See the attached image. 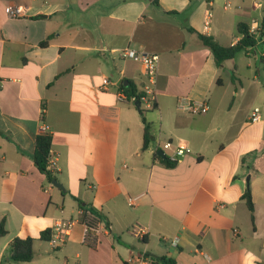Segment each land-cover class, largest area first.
Here are the masks:
<instances>
[{
	"label": "crops",
	"instance_id": "0c3cea01",
	"mask_svg": "<svg viewBox=\"0 0 264 264\" xmlns=\"http://www.w3.org/2000/svg\"><path fill=\"white\" fill-rule=\"evenodd\" d=\"M248 1L0 0V264H127L143 250L174 264H264V45L218 67L198 38L237 45L238 25L264 18ZM14 4L28 15L9 19ZM125 47L159 56L145 151L141 109L117 99L126 81L137 93L146 82L138 63L120 57ZM181 97L208 112H180ZM255 108L261 120L252 123ZM43 125L64 191L32 159ZM158 139L190 152L167 168L153 153ZM91 210L103 229L95 248L82 243ZM57 219L74 225L53 255L40 235ZM134 225L147 228L143 238L130 234ZM15 238L35 240L32 261L9 260Z\"/></svg>",
	"mask_w": 264,
	"mask_h": 264
},
{
	"label": "built area",
	"instance_id": "2783aa9c",
	"mask_svg": "<svg viewBox=\"0 0 264 264\" xmlns=\"http://www.w3.org/2000/svg\"><path fill=\"white\" fill-rule=\"evenodd\" d=\"M28 6L23 5H8L5 7V14L9 19H19L24 18L29 12ZM209 20L206 21V24ZM248 34L255 40V45H264V18L262 20L252 19L248 27ZM254 45V46H255ZM251 46L248 49L251 52L254 49ZM120 57L124 60H131L140 65L141 75L145 78L146 82L142 89V95L140 99L136 96H130L123 88L120 87L117 92V99L120 102H128L131 104H140V109L149 111L156 109L158 89H157V79L159 70V56L155 53L147 52L143 49H133L130 47H125L119 50ZM262 57L264 60V50L262 52ZM112 84L108 77H102V82L100 85L101 90H108ZM177 109L185 114L191 116H199L206 114L208 112V106L203 102L193 101L188 97H181L177 102ZM261 120L260 108H255L250 121L252 123ZM42 133H48V127L42 126ZM162 151L165 158H168L171 162H178L180 158L184 157L190 152L188 145L183 142H173L172 140H162L158 139L155 142L153 148L154 155L158 156V152ZM159 157V156H158ZM47 169L50 172H55V158L52 150L49 154ZM134 198L128 199V205L134 207ZM89 218L84 222V233L82 238V243L86 246L95 248L99 243L100 236L103 233L102 220L97 216V214H89ZM74 225L72 220L57 219L51 230V237L47 241L50 249L52 251H57L63 248L71 234V229ZM147 233V228L142 225H134L130 234L137 238H143ZM163 241L169 242V244L176 248L179 244V239L174 238L172 240L162 238ZM127 264H164L161 260L153 258L146 250L133 254L128 260Z\"/></svg>",
	"mask_w": 264,
	"mask_h": 264
},
{
	"label": "trees",
	"instance_id": "16d2710c",
	"mask_svg": "<svg viewBox=\"0 0 264 264\" xmlns=\"http://www.w3.org/2000/svg\"><path fill=\"white\" fill-rule=\"evenodd\" d=\"M125 1V0H124ZM190 32H195L193 29L188 28ZM238 31L240 34L243 35L242 40L235 46L230 47H223L219 45L213 37L205 36L198 34V38L200 39L201 43L206 46L214 55L216 64L218 67H221L222 64L229 59L234 58L239 52L246 50L251 46L255 45V40L248 34V26L246 24H239ZM51 38L49 37L47 40L42 42V46H47ZM130 86H123L122 88L130 95L136 96L140 99L142 93L136 92L133 89L132 83ZM44 109L42 108V116L44 114ZM144 110H140V113L143 114ZM143 122L145 124L144 127V136H143V145L142 151H145L149 148L151 143V136H150V124L146 122L143 118ZM53 145V136L49 133H42L39 134L35 139V149L32 154V159L34 162L35 167L38 171L46 176L49 182H52L55 179V174L50 172L47 169L49 154L52 149ZM156 158H159L160 162L166 166L167 168H173L177 164V162H171L168 158L161 159L157 155ZM242 199L245 200L246 206L251 214V221L254 222V204L252 201L251 192L249 189L246 190L245 194L242 196ZM92 213L97 214L95 210H91ZM5 229V220L0 222V238L6 235ZM51 237V230H45L41 233L40 239L44 241H48ZM34 242L33 238H15L9 245L10 257L9 260L14 263H28L33 260L34 258ZM161 261L164 264H174V262L167 258H162Z\"/></svg>",
	"mask_w": 264,
	"mask_h": 264
},
{
	"label": "rangeland",
	"instance_id": "374dc122",
	"mask_svg": "<svg viewBox=\"0 0 264 264\" xmlns=\"http://www.w3.org/2000/svg\"><path fill=\"white\" fill-rule=\"evenodd\" d=\"M248 3L250 4L251 7L255 8V9L258 8V10H260V11H262V12L264 13V0H249ZM243 55H244V54H243ZM253 68H254V66H253ZM263 79H264V78H263ZM257 105H258V107L262 108V110H264V107H263L262 104L257 103ZM144 111H145V110H144ZM153 114H155V112L152 111V110H149V111H145V112H143V114H141V117H142V119L144 118V119H146V120L148 121L149 118H150ZM153 125H154L153 127L156 128V126H157V121H156V119L154 120ZM47 248L49 249V246H47ZM49 250H50V249H49ZM50 253L53 254V255L57 254V252L52 251V250H50Z\"/></svg>",
	"mask_w": 264,
	"mask_h": 264
},
{
	"label": "water",
	"instance_id": "95a60500",
	"mask_svg": "<svg viewBox=\"0 0 264 264\" xmlns=\"http://www.w3.org/2000/svg\"><path fill=\"white\" fill-rule=\"evenodd\" d=\"M128 85H129V83L126 81L124 83V86H128ZM136 107L138 108V110H140V104L138 102L136 103ZM158 156L160 158H162V159H165V155H164V153L162 151H159L158 152ZM247 180H248V178H247ZM52 185L54 187L59 188V189H62L64 191L63 185L61 183H59L56 178L52 180Z\"/></svg>",
	"mask_w": 264,
	"mask_h": 264
}]
</instances>
